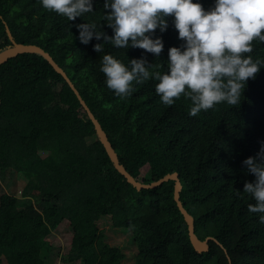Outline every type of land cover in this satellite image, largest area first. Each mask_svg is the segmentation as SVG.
<instances>
[{
    "label": "trees",
    "instance_id": "trees-1",
    "mask_svg": "<svg viewBox=\"0 0 264 264\" xmlns=\"http://www.w3.org/2000/svg\"><path fill=\"white\" fill-rule=\"evenodd\" d=\"M199 2L205 9L212 5ZM102 4L93 0V12L68 21L40 0H0V53L16 43L42 46L74 83L131 177L150 185L177 174L196 237L213 239L207 251H198L175 200L176 182L142 190L130 184L66 79L42 54L22 53L0 64V173L27 180L21 197L16 190L0 197V264H47V237L64 220L73 238L63 263L123 264L125 253L106 242L108 233L97 224L102 217L113 228L132 230L134 264H264L261 213L248 210L254 201L242 192L254 176L241 163L264 141V67L246 79L237 105L220 102L194 116L183 96L161 103L150 78L133 81L132 94L120 98L104 83L100 57L107 52L127 63L144 50L103 42L96 52L92 45L101 41H79L75 25L100 23L102 12L110 11ZM166 19L163 33L154 30L163 49L156 57L145 53L161 67L168 47L182 43L171 16ZM101 29L112 33L103 21ZM252 43L249 55L264 58V42Z\"/></svg>",
    "mask_w": 264,
    "mask_h": 264
},
{
    "label": "clouds",
    "instance_id": "clouds-1",
    "mask_svg": "<svg viewBox=\"0 0 264 264\" xmlns=\"http://www.w3.org/2000/svg\"><path fill=\"white\" fill-rule=\"evenodd\" d=\"M40 5L68 21L93 12V0H40ZM102 8L110 9L102 12L101 21L111 35L101 29V21L89 20L75 25L79 41H101L92 45L96 52L103 42L144 50L127 63L107 52L100 57L104 83L120 98L132 94L133 81L150 78L161 103L172 105L183 96L190 100L188 115L194 116L220 102L237 105L246 79L264 67V58L249 55L253 41L264 42V0H212L208 9L199 0H103ZM169 15L182 43L168 47L166 67H161L149 63L145 53L156 57L163 49L154 30L163 33ZM259 145L255 156L241 161L254 176L244 181L242 192L254 201L248 210L261 213L258 220L264 223V141Z\"/></svg>",
    "mask_w": 264,
    "mask_h": 264
},
{
    "label": "rangeland",
    "instance_id": "rangeland-1",
    "mask_svg": "<svg viewBox=\"0 0 264 264\" xmlns=\"http://www.w3.org/2000/svg\"><path fill=\"white\" fill-rule=\"evenodd\" d=\"M146 171V168L142 170L140 178L144 176ZM26 185L27 180L13 171L5 174L0 173V197L4 193H11L12 190H16L17 195L21 197ZM97 224L100 227H104L106 233H108L106 242H109L112 246L119 247L125 253L123 264H134L137 258V244L134 242L132 230L127 227L113 228L110 220L106 217L100 218ZM72 238L73 229L68 221L64 220L47 237L52 245L51 255L47 259V264H80L79 262L63 263L61 261V257L65 256L70 250Z\"/></svg>",
    "mask_w": 264,
    "mask_h": 264
},
{
    "label": "water",
    "instance_id": "water-1",
    "mask_svg": "<svg viewBox=\"0 0 264 264\" xmlns=\"http://www.w3.org/2000/svg\"><path fill=\"white\" fill-rule=\"evenodd\" d=\"M9 34L11 37L12 33L9 30V28L7 27ZM40 53L42 54L50 63L51 65L54 67V69L60 73L65 79L66 81L69 83V85L71 86V88L74 90L75 95L77 96L80 104L83 106V108L85 109V111L87 112L93 126L94 129L99 137V140L106 152V154L109 155L111 161L113 162V164L115 165L117 171L123 175L127 181L132 184L134 187H136L138 190H142V189H154L156 187H160L161 185H163L166 182L169 181H175L176 182V189H175V200L178 204L179 209H181V211L183 212V214L185 215V217L190 221L191 223V229H190V239L192 241V244L194 245V247L198 250V251H207L209 249V244L208 242L213 239V238H206L205 241L201 242L200 240H198V238L196 237L195 234V224H194V218L193 216L187 211V209L184 208L183 204L181 203L180 200V191L182 190V185L181 182L179 180V176L177 174L174 175H170L168 177L163 178L162 180L156 182V183H152L150 185H141L138 182L135 181V179H133V177H131V175L125 170V168L120 164L118 157L111 145V142L108 139V136H106V134L104 133V131L102 130L100 124L98 123V121L95 119V117L93 116V114L91 113V111L89 110V108L87 107V105L85 104V102L82 100L81 96L79 95L78 91L76 90V87L74 85V83L71 81V79L68 77L67 73L64 71V69L62 67L59 66V64L53 59V57L45 51V49L37 44H22V43H16L14 44L12 47H9L7 49H5V51L0 53V64L5 63L9 58H12L14 56H17L19 54L22 53ZM0 103H1V99H0Z\"/></svg>",
    "mask_w": 264,
    "mask_h": 264
}]
</instances>
